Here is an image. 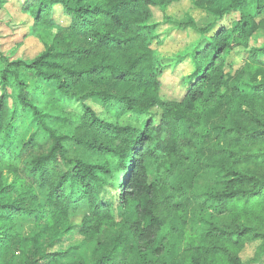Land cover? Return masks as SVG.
<instances>
[{
	"label": "trees",
	"instance_id": "trees-1",
	"mask_svg": "<svg viewBox=\"0 0 264 264\" xmlns=\"http://www.w3.org/2000/svg\"><path fill=\"white\" fill-rule=\"evenodd\" d=\"M173 1L24 0L28 34L43 49L32 59L0 53V264H264V44L249 42L264 35V0L193 1L211 20L181 23L200 42L185 54L193 70L178 99L162 93L169 62L151 23L153 8ZM238 45L246 56L227 70ZM92 96L114 120L83 102ZM70 99L83 111H68ZM200 99L211 105L194 116L186 102ZM195 130L187 170L180 145ZM149 158L161 178L149 180ZM115 171L119 194L100 197ZM185 208L193 222L183 245L156 262L170 211ZM21 213L34 221L32 236L16 228ZM75 235L95 244L88 261L63 259ZM67 240L68 251L52 249Z\"/></svg>",
	"mask_w": 264,
	"mask_h": 264
},
{
	"label": "rangeland",
	"instance_id": "rangeland-1",
	"mask_svg": "<svg viewBox=\"0 0 264 264\" xmlns=\"http://www.w3.org/2000/svg\"><path fill=\"white\" fill-rule=\"evenodd\" d=\"M193 1L175 0L164 11L153 8L151 23L154 25V34L157 36V41H154L153 46L157 49L158 55L169 62L163 68L160 80L163 95L170 98H182L185 90H187L188 84L185 83V79L193 70V66L185 54L194 49L200 42L199 31L191 25L182 27L181 23H185L191 19L196 26H203L211 20V16L196 8L193 5ZM23 2L24 0H0V53L12 58L21 57L23 59H32L42 51L43 46L34 36L28 34L33 21L29 14L23 10ZM225 16L227 20H232L235 17L233 13ZM221 21L219 22L225 26L230 24L224 18ZM249 42L256 46L263 45L264 35L258 33L250 37ZM231 54L225 67L227 70L237 68L246 56L245 49L240 45L234 46ZM50 89L46 87V92ZM83 102L90 106L99 118L114 120V113L109 111L97 97H88ZM209 105H211V102L202 99L193 103L186 102L188 111L194 114V116L199 115L200 110ZM66 109L75 112L83 111L82 105L75 99H70L66 102ZM196 137V130L190 131L183 136L185 141L188 140L186 141V145L183 146V141H181L179 154L183 159V167L187 170L194 169L195 167ZM37 138L43 140L44 136L38 132ZM146 165L148 167L149 180L161 178L160 170L157 168L155 161L149 158L146 160ZM118 174V171H115L114 174L107 177L108 185L101 188L100 197L106 196L109 198L111 196L110 198L112 200L119 194L120 191L115 190L120 183V181L117 183ZM38 193L41 196V192ZM118 209L119 212H122L124 208L119 207ZM206 211L209 212L211 210L206 209ZM185 216H189V219L185 220ZM192 217L191 210L187 208L180 211H170L158 238L154 242V246H158L163 250L157 257L158 260L156 262H161L169 254L170 250L183 245L182 230L189 229L190 223L193 222L191 220ZM74 220L78 222L79 218H75ZM15 224L17 230L26 236H32L36 232L34 221L29 214L21 213L17 215ZM73 239L76 242L81 237L75 235ZM77 243L76 248L70 250V254L64 253L63 259L72 260L76 257H81L85 261L90 259L95 244L89 242L80 243V241ZM69 244V240L57 242L52 246V249L66 252L69 250L67 249ZM256 245V241L246 243L240 253L244 262H249Z\"/></svg>",
	"mask_w": 264,
	"mask_h": 264
}]
</instances>
